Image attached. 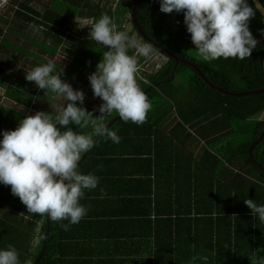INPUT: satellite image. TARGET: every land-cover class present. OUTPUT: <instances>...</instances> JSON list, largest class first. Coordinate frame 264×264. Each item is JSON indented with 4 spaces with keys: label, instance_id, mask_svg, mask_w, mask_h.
<instances>
[{
    "label": "trees",
    "instance_id": "trees-1",
    "mask_svg": "<svg viewBox=\"0 0 264 264\" xmlns=\"http://www.w3.org/2000/svg\"><path fill=\"white\" fill-rule=\"evenodd\" d=\"M48 1L43 10H37L26 1L8 0L0 19H18L25 24L35 22L42 37L34 34L28 38L29 44L35 48L32 49L4 36L6 31L0 27L1 56L4 51H15L35 67L48 60L43 61L44 55L54 56L61 48L73 56L68 67L56 62L63 68L62 80L70 69L78 77L89 75L95 71L107 48L76 35L72 29L73 16L89 18L93 22L102 14H108L116 25L120 19H127L143 44L166 57L161 66L139 80V87L151 103L146 121L136 125L123 122L116 113L107 117L108 127L117 133L120 142L99 139L82 156L80 172L105 178L116 174L119 182L125 184L137 170L127 166H135L137 162L140 171L145 172L146 165L142 164L146 162L152 161L161 168L163 163H170L175 157L177 160L186 158L181 153L192 138L201 149L195 161L201 173L199 179L189 178L186 184L169 181L170 186L164 193V212L149 209L146 214L141 213L138 216L139 230L132 227L131 216L124 214L128 210L137 213L140 209L138 203L147 208L145 202L151 198L143 202L139 198L140 189H133L132 193L122 191L121 199L98 201L97 209L104 220L93 218L90 216L93 213L87 211L78 224L64 231L61 224L67 221L51 222L38 214H28L25 205L11 194L10 186L0 184V248L13 246L19 254L20 264H89L91 260L87 257L100 259L99 262L104 264H176L171 255L177 256L179 252L171 247L194 245V256L208 258L215 254L222 261L234 257L239 262L237 264H251L254 257L264 252V223L251 215L243 202L252 199L257 205H264V158L257 153L260 147H264V135L252 146L251 155L248 152L251 143L264 129V119H259L264 111V17L252 0H248V4L254 9V15L249 19L248 27L253 37L261 41L257 42L249 58H221L211 62L184 50V46L193 45L183 23V14L161 12L159 0H138L135 5L136 20L146 38L132 22L134 0H117L115 7L111 0ZM260 2L264 6V0ZM126 14H129L128 18ZM8 29L11 35L19 37L26 26ZM157 47L183 60L170 57ZM9 61L7 63L11 64ZM3 62L0 59V88L12 102L32 108L35 98L47 101L54 96L29 83L25 77L6 71ZM185 73H189L187 77ZM178 76L185 80V86L181 82L174 84ZM82 81L78 85L91 88L88 79ZM78 106L81 105L78 103ZM39 107L40 111H55L46 105ZM82 107L91 111L93 116L99 115L98 110L85 102ZM170 108L177 116L175 119L170 116L167 126L171 127L164 130V117L169 116ZM24 117V112L0 103V131L14 129ZM69 127L84 134L91 131L90 126L84 129L75 125ZM151 138L157 139L153 143L154 157L150 156ZM112 164L121 167L117 170L102 167ZM158 173L159 170L155 169L152 175ZM255 175L260 179L254 180ZM255 181H261V184ZM132 195L135 198L127 199ZM161 198L154 191V201ZM80 203L92 207L95 201L84 196ZM198 212L201 213V223L191 227V223L200 217ZM183 214L191 216L182 218ZM161 218H164L163 226L159 225ZM104 227L106 233L94 235ZM41 234L46 239L36 243ZM97 238L103 239L104 252L99 248ZM203 242L216 247L204 249Z\"/></svg>",
    "mask_w": 264,
    "mask_h": 264
},
{
    "label": "clouds",
    "instance_id": "clouds-1",
    "mask_svg": "<svg viewBox=\"0 0 264 264\" xmlns=\"http://www.w3.org/2000/svg\"><path fill=\"white\" fill-rule=\"evenodd\" d=\"M159 10L183 14L193 48L205 62L244 60L257 47L248 27L254 15L248 0H159ZM89 39L107 48L87 77L93 96L102 100L99 115L93 116L82 107L83 91L62 80L63 68L48 59L25 71V79L45 93L62 98L63 103L54 112L36 111L21 119L14 129L0 131V184L10 186L11 194L25 205L28 214H38L51 222L67 221L61 224L64 231L86 216L88 209L80 200L85 190L96 189L99 183L96 175L80 172L82 156L99 139L120 142L106 118L116 113L125 123L141 125L151 110V103L137 84V74L138 57H149L152 47L118 30L108 14L91 23ZM69 125L80 129L90 126L91 131H73ZM104 195L101 189V198ZM243 202L251 215L264 223V205L252 199ZM43 239L46 237L39 235L36 243ZM197 259L207 261L205 256H194L190 264ZM0 264H20L13 246L0 248ZM251 264H264V256L257 255Z\"/></svg>",
    "mask_w": 264,
    "mask_h": 264
},
{
    "label": "crops",
    "instance_id": "crops-1",
    "mask_svg": "<svg viewBox=\"0 0 264 264\" xmlns=\"http://www.w3.org/2000/svg\"><path fill=\"white\" fill-rule=\"evenodd\" d=\"M123 2H126L127 0H122ZM127 15V14H126ZM125 15V16H126ZM127 17V16H126ZM121 20V19H120ZM120 23V22H119ZM171 117L170 116H165L164 117V122H163V127L164 130H166V128H170V126H167V123L170 121ZM186 129H189L188 126H185ZM151 144H152V153L150 154V156H155L154 153V149H155V143L157 139H153L151 138ZM185 151H182L181 154H185L186 158H182L177 160V158L175 157L172 162L170 163H163L161 165V168L157 165H154V162H150V163H144L142 165H146L145 167V172L140 171V164L136 162L135 166H127V167H136V171L134 172V174L132 176H128L129 181H127L125 184H121L118 180L117 175L112 174L110 175V177L105 178L102 177L101 175H98L97 177H99V183L96 189L93 190H86L85 191V196L87 199L90 200H94L95 203L92 207H87L88 212L89 213H93L90 214V216H92L93 218H98V219H103V217H101L100 212L97 209V202L98 201H106V200H110V199H121L119 196H123L122 195V191H126L127 193H132L133 189H140L141 190V195L139 196V198L145 202L146 198H151L148 201L145 202L146 205V209L144 207V204L142 203H138L140 204V209L137 213H135L132 210H128L127 213H125L124 215L127 216H131L130 217V221L133 223L132 227H137L138 230L140 228V216L141 213L146 214L149 209L152 210V212L155 211H162L164 212V193H166V189L168 186H170V182H174L177 185L179 184H186L188 183L189 178L193 179H199L200 178V173H201V168L200 166L195 162L197 155L200 154V147L199 145L196 144L195 139L190 138V140H188L187 144L184 145L183 147ZM151 158V157H148ZM133 164V163H132ZM102 167H105V169H111V170H117L119 169L121 166L116 165V164H112L111 166H106L103 165ZM156 170H159V175H155L152 173ZM226 177V176H225ZM228 177V176H227ZM228 179H231L230 177H228ZM154 184V187H153ZM125 186H127L128 188H124ZM101 189L104 190V192L106 193V195H104L101 198ZM154 191L159 193L160 196H162V198L159 201H154ZM116 193V197L115 194ZM112 196V197H111ZM133 196V195H132ZM135 198V196L127 198V199H131ZM182 199V198H180ZM184 206V204H183ZM94 209H97L95 211H93ZM194 211V210H192ZM151 214V212H150ZM232 214V213H231ZM164 215V214H163ZM185 216H181L182 218H185L187 216H191L189 214H183ZM146 216V215H145ZM198 217L197 221L194 223H191V227H193L194 225H198L201 223V213L198 212ZM151 224V223H149ZM159 225L163 226L164 225V218H161L159 221ZM147 226V223L145 222V226ZM98 229L99 226L97 225ZM197 227V226H196ZM199 228V227H198ZM103 233H106L105 227L104 230L101 229L97 232L94 233V235L99 236V235H103ZM92 240V239H91ZM97 244L99 246L100 249H102V251L104 252V248H105V244H102L103 239H96ZM202 246L204 249H210V248H215L216 245L213 244V246H211L210 244L203 242ZM199 248H201V246H199ZM172 250H176L179 252V254L177 256L175 255H171L172 257H174L173 259L175 260L176 264H190V261L192 260V257H194L193 252H194V245H182L180 247H171ZM182 254V256H181ZM186 254H188V257L186 256ZM213 254V253H212ZM262 254L264 255V252H262L261 254L259 253V255L262 256ZM82 258V257H81ZM91 260V263L89 264H104L103 262L100 263V259H94L87 257ZM81 260V259H80ZM93 260V261H92ZM237 264L239 262L236 261V258L234 257H230L228 258V260H224L222 261V259H219L216 257V255L214 254V256L208 257L207 261H202L197 259L195 261V264ZM82 264H84L82 262ZM108 264V263H106Z\"/></svg>",
    "mask_w": 264,
    "mask_h": 264
},
{
    "label": "rangeland",
    "instance_id": "rangeland-1",
    "mask_svg": "<svg viewBox=\"0 0 264 264\" xmlns=\"http://www.w3.org/2000/svg\"><path fill=\"white\" fill-rule=\"evenodd\" d=\"M15 1H18V0H15ZM22 1L28 2V4H30L32 8H36L37 10H43L45 5L49 3L48 0H22ZM7 2L8 0H0V13L5 12L4 8ZM126 16H127L126 18H128L129 14ZM5 19L6 18L0 19V27H2V29L6 31L5 33H3L4 36H8L12 41L17 42L21 46L26 45L27 47H31L32 49H35L33 46L29 44L28 38L33 36L34 34L38 36L39 38L42 37V34L39 32L40 29L37 27V24L35 22H30V23L25 24L22 20H18V19L16 20L10 19L8 21H5ZM73 21H74L73 26H72L73 32L79 37L83 36L84 38L89 39V29H90L92 21L89 18H81V17H75V16H73ZM23 24L26 26V30L23 33L21 32L18 35L19 37H16L14 35H11V33H9L8 31L9 27H14V28L21 27L22 28ZM116 26L118 30L126 31L131 37L141 42V38L138 37L137 32L132 30V24L127 19L122 18V20H120V23L117 24ZM184 50L187 53L198 56L196 50L190 45L184 46ZM132 53L134 54V51ZM45 58L53 59L65 67H68L73 61V56L64 53V51L61 48L58 50L57 54L54 56L44 55L43 61L46 60ZM138 58L141 59V62H139L140 64H138V68H139V71L137 74L138 86H139V80L144 78L147 72L154 71L159 66H161L163 62L166 61V57L164 55H162L161 53L157 51H153V50L149 57L147 58L138 57ZM0 59L4 61L3 65L6 67V71H10V73H13L14 75L18 74L19 76H22L23 78L25 77V71L33 67L25 61L24 57L20 53L15 52V51H11V52L4 51L3 55L2 56L0 55ZM9 60H11V64L7 63V62H10ZM70 70L71 71L68 72L67 77L64 78L63 80L70 83L73 89H80L81 91H83L84 97H85L84 102L87 105H89L91 108L98 110V107L102 103V100L98 97L93 96L91 88H89L87 85H85L84 87L81 85H78L80 82H83L82 80L87 79L88 73L83 74V76L81 77H78L77 74L74 72V70L72 69ZM188 74L189 73H185V77H187ZM178 77H177V80L176 79L174 80V84L177 85L178 83L181 82L182 85L184 84L183 86H185L186 84L185 80H182L180 76ZM28 82L31 84H34V82H30V81ZM0 103H2L4 106H7V107L16 108L20 110L21 112H24L25 116H28V115L34 114L36 111H40L41 108L39 107V105L41 106L46 105L50 107L52 110H55L56 107H58L60 104L63 103V100L62 98L57 97L55 95L52 96V98L48 99L47 101H43V100H40L39 98H35L32 108H29L24 105H18L12 102L9 98H7L4 95V89L0 88ZM170 110L171 111H169V116H173V118L175 119V116L177 115L175 114L174 110H172L171 108ZM259 119H264V111L259 116ZM257 153H258V156L261 155L264 158V147H260L257 150ZM255 176H253L254 180L260 179L259 176H256V177ZM255 182L258 185L261 184V181H255Z\"/></svg>",
    "mask_w": 264,
    "mask_h": 264
},
{
    "label": "water",
    "instance_id": "water-1",
    "mask_svg": "<svg viewBox=\"0 0 264 264\" xmlns=\"http://www.w3.org/2000/svg\"><path fill=\"white\" fill-rule=\"evenodd\" d=\"M137 1H138V0H134L133 7H132L131 18H132V22H133V24H135L137 30L142 34V36H144V34H143V32H142L140 26H139L138 23H137L136 17H135V5H136ZM252 2H253V4L255 5L256 9H257V10L261 13V15L264 17V6H263L262 3L260 2V0H252ZM144 37H145V36H144ZM145 38H146V37H145ZM256 41L258 42V41H261V40L256 39ZM262 41H264V40H262ZM157 48H159V50H161V51L163 50V49H161L160 47H157ZM162 52L165 53L166 55L170 56V57H173V58H177V59H181V60H183L182 58L176 57V56H174V55H172V54L166 52L165 50H163ZM190 64L193 65L192 63H190ZM263 67H264V57H263ZM261 91H263V90H261ZM254 92H255V91H254ZM248 93H250V92H248ZM241 94H243V92H242ZM263 135H264V129H263V132L260 134V136H259V137H258L253 143H251V145L249 146V150H248L249 155H251V148H252V146H253L256 142H258V141L262 138ZM256 163H257V162H256ZM257 165H258L259 167H261L258 163H257Z\"/></svg>",
    "mask_w": 264,
    "mask_h": 264
},
{
    "label": "built area",
    "instance_id": "built-area-1",
    "mask_svg": "<svg viewBox=\"0 0 264 264\" xmlns=\"http://www.w3.org/2000/svg\"><path fill=\"white\" fill-rule=\"evenodd\" d=\"M111 1L114 2V3L112 4V6L115 7L116 4H117V0H111Z\"/></svg>",
    "mask_w": 264,
    "mask_h": 264
}]
</instances>
